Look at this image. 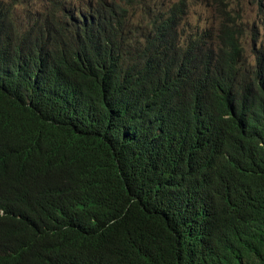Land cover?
Masks as SVG:
<instances>
[{
    "label": "trees",
    "instance_id": "obj_1",
    "mask_svg": "<svg viewBox=\"0 0 264 264\" xmlns=\"http://www.w3.org/2000/svg\"><path fill=\"white\" fill-rule=\"evenodd\" d=\"M83 1L0 0V264H264V34Z\"/></svg>",
    "mask_w": 264,
    "mask_h": 264
},
{
    "label": "rangeland",
    "instance_id": "obj_2",
    "mask_svg": "<svg viewBox=\"0 0 264 264\" xmlns=\"http://www.w3.org/2000/svg\"><path fill=\"white\" fill-rule=\"evenodd\" d=\"M168 3L180 0H164ZM35 8L43 6V0H31ZM184 21L192 26L217 28L226 4L235 15H241L249 33L248 42L251 40V31L264 34V0H185ZM251 42V41H250Z\"/></svg>",
    "mask_w": 264,
    "mask_h": 264
},
{
    "label": "clouds",
    "instance_id": "obj_3",
    "mask_svg": "<svg viewBox=\"0 0 264 264\" xmlns=\"http://www.w3.org/2000/svg\"><path fill=\"white\" fill-rule=\"evenodd\" d=\"M76 1H78V0H75V2H76ZM155 1H159V2H160V1H164V0H155ZM180 1H185V0H180ZM180 1H179V2H180ZM30 2H31V0H30ZM164 2H166V1H164ZM179 2H178V3H177V2H174V3H169V4H179V5H180ZM166 3H168V2H166ZM183 4H184V7H183L184 12H183V14H182V17H183V15H184V13H185V5H186L185 3H183ZM227 9L229 10V7H228ZM225 10H226V9H225ZM224 14H225V11L223 10L222 17L224 16ZM222 17H221V18H222ZM242 19H243V17H242ZM243 21H244V19H243ZM184 22H185V21H184V17H183V24H184ZM186 23H187V21H186Z\"/></svg>",
    "mask_w": 264,
    "mask_h": 264
},
{
    "label": "water",
    "instance_id": "obj_4",
    "mask_svg": "<svg viewBox=\"0 0 264 264\" xmlns=\"http://www.w3.org/2000/svg\"><path fill=\"white\" fill-rule=\"evenodd\" d=\"M87 2V0L86 1H83V3L85 4Z\"/></svg>",
    "mask_w": 264,
    "mask_h": 264
}]
</instances>
